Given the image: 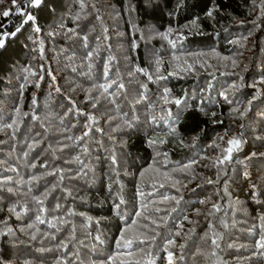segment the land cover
Here are the masks:
<instances>
[{
	"label": "trees",
	"instance_id": "1",
	"mask_svg": "<svg viewBox=\"0 0 264 264\" xmlns=\"http://www.w3.org/2000/svg\"><path fill=\"white\" fill-rule=\"evenodd\" d=\"M0 38V264H264V0H0Z\"/></svg>",
	"mask_w": 264,
	"mask_h": 264
},
{
	"label": "snow or ice",
	"instance_id": "2",
	"mask_svg": "<svg viewBox=\"0 0 264 264\" xmlns=\"http://www.w3.org/2000/svg\"><path fill=\"white\" fill-rule=\"evenodd\" d=\"M41 2H42V0H34V4H35L36 6L40 5ZM13 4H15V0H13ZM2 15L5 16V17H7V16L10 15V12H9V11H4ZM208 15L210 16V15H211V12H209ZM27 19H28V20H32L33 17L28 16ZM39 30H40L39 28L36 29V31H39ZM169 31H171V29H170ZM14 34H15V33H13V35H14ZM165 38H166V37H165ZM3 43H4L3 39L0 38V47L3 46ZM157 63H159V61H158ZM189 67H191V66H189ZM176 103L179 104L180 101L177 100ZM85 135H88V133L85 132ZM229 144H230V145H234V146H238L239 141L236 140V139H233V140H230V141H229ZM228 151L231 152V151H232V148H229ZM209 182L211 183V181H209ZM169 243H172V241H169ZM259 247H260V248H264V241H262V242L259 244ZM171 260H172V254L169 253V264H171Z\"/></svg>",
	"mask_w": 264,
	"mask_h": 264
}]
</instances>
